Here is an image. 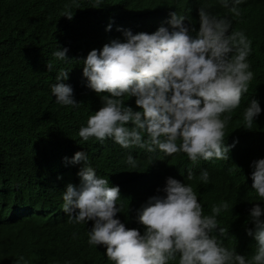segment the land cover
<instances>
[{
  "label": "clouds",
  "instance_id": "clouds-1",
  "mask_svg": "<svg viewBox=\"0 0 264 264\" xmlns=\"http://www.w3.org/2000/svg\"><path fill=\"white\" fill-rule=\"evenodd\" d=\"M209 1L199 0L191 20L172 12L169 27L154 33L120 31L124 42L113 39L82 61L87 87L109 95L101 97L103 106L78 135L83 141L94 137L97 144L109 138L116 155L108 175L94 168L104 156L76 152L71 163L82 161L83 167L71 170L80 184L66 186L57 211L77 224L92 221L89 245H104L115 264H169L177 256L178 264H264V208L254 204L250 210L254 228L247 234L254 237L256 251L246 260L225 241L237 226L230 219L240 216L235 201L220 199L222 188L214 184L218 171L230 168L236 177H248L252 194L264 200L263 153L257 137L241 130L251 129L261 113L255 91L247 95L254 77L247 62L251 40L246 29L251 25L235 22L248 12L245 0H219L223 8L217 12L206 6ZM93 7L99 8L100 0ZM62 16L73 18L70 7ZM67 52L57 46L52 55L70 61ZM47 68L51 72L53 65ZM68 72L57 74L51 92L58 104L78 107L71 85L64 83ZM125 96L135 97L141 111L125 106ZM241 120L238 132L229 134V124L235 128ZM250 141L258 144L254 152L248 150ZM185 167L192 171L185 173ZM114 177L162 187L157 189L162 194L150 192L135 209L143 235L115 218L126 191ZM221 178L236 188L231 178ZM194 185L208 191L205 199L212 207L205 206ZM239 193L250 195L248 188Z\"/></svg>",
  "mask_w": 264,
  "mask_h": 264
},
{
  "label": "trees",
  "instance_id": "trees-1",
  "mask_svg": "<svg viewBox=\"0 0 264 264\" xmlns=\"http://www.w3.org/2000/svg\"><path fill=\"white\" fill-rule=\"evenodd\" d=\"M198 2L100 0V7L94 8L97 0H0V264L18 261L19 264H115L106 257L104 245H89L88 230L92 221L77 224L66 213L57 211L63 205L62 193L66 186L80 184L71 170L79 171L83 167L82 161L71 163L76 152L104 156L95 162L94 168L108 175H111L112 157L116 155L110 151L109 138L97 144L94 137L83 141L78 135L80 128L87 126L88 118L103 106L101 97L109 95H97L87 87L82 61L91 50H99L113 39L124 42L120 31L154 33L161 26L169 27L170 14L176 11L191 20L193 11L198 12ZM207 4L211 11L223 8L219 0H210ZM66 7L73 12L71 20L62 16ZM243 8L247 14L235 22L242 27L251 25L246 29L251 40L247 62L254 77L247 95L255 91L261 113L251 129L241 130L257 137L264 158V0H245ZM193 23L195 28L196 22ZM57 46L68 49L66 55L70 61L58 60L52 55ZM49 62L53 65L51 72L47 68ZM61 70L69 71L64 83L71 85L78 107L58 104L52 95L51 86L57 82L56 76ZM123 99L125 106L141 111L135 97ZM241 124L242 120L235 128L229 124L228 133L238 132ZM245 136L251 140L250 135ZM249 145L251 152L258 146L253 141ZM188 170L191 169L185 167V173ZM221 177L231 178L236 188L224 183ZM113 179L126 191L123 202L118 205L122 210L115 218L126 228L137 229L143 235L145 229L138 223L135 209L139 205L138 210L141 209L142 201L150 192L151 196L162 194L157 191L162 187L151 183L133 184L122 177ZM216 183L222 188L220 199L235 201V211L240 215L230 219L232 223L237 221V226L228 231L226 244L250 260L256 251L254 237L247 234L254 228L250 210L254 204L264 208V200L256 192L252 194L254 190L250 189L248 177H236L230 168L218 171ZM246 188L250 193L248 198L239 193ZM194 189L205 206L212 207L205 199L208 191L199 185H194ZM21 256L23 261L19 260ZM178 260L177 256L169 264H178Z\"/></svg>",
  "mask_w": 264,
  "mask_h": 264
}]
</instances>
